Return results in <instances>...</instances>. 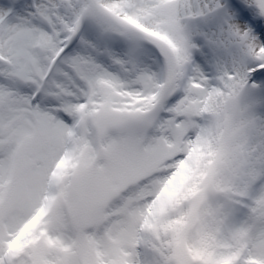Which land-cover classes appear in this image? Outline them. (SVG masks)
<instances>
[{"label":"snow or ice","instance_id":"obj_1","mask_svg":"<svg viewBox=\"0 0 264 264\" xmlns=\"http://www.w3.org/2000/svg\"><path fill=\"white\" fill-rule=\"evenodd\" d=\"M0 264H264V0H0Z\"/></svg>","mask_w":264,"mask_h":264}]
</instances>
